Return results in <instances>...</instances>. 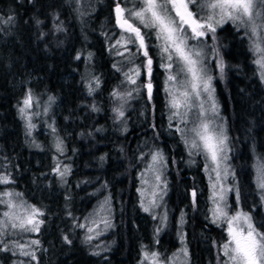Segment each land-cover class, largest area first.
I'll return each mask as SVG.
<instances>
[{
  "label": "trees",
  "instance_id": "trees-1",
  "mask_svg": "<svg viewBox=\"0 0 264 264\" xmlns=\"http://www.w3.org/2000/svg\"><path fill=\"white\" fill-rule=\"evenodd\" d=\"M117 3L121 0H95L94 9L87 10L74 0H0V177L9 180L0 183V193L11 192L21 204L43 213L39 231L0 233L2 264L21 259L29 264H140L151 248L165 256L173 244L178 248L182 216L189 264H223L219 246L227 232L211 219L203 163L188 164L181 135L172 127L155 42L147 49L151 97L147 89L137 94L124 87L123 99L115 101L128 69L111 48L119 32ZM214 35L215 40L212 33L204 39L215 53L213 71H219L214 83L227 120L238 201L264 232V205L255 183L257 158L264 159V80L242 29L227 22ZM147 59L139 51L135 63L141 72ZM29 92L33 128L20 112ZM55 139L69 157L65 178L59 174ZM155 149L168 161L163 230L157 214L144 211L139 191L140 174ZM101 204L111 227L100 224L99 232L88 233L87 222ZM88 235L93 239L87 240ZM167 239L169 253L162 246ZM21 242L30 244L32 249L25 251L35 258L17 250Z\"/></svg>",
  "mask_w": 264,
  "mask_h": 264
},
{
  "label": "snow or ice",
  "instance_id": "snow-or-ice-1",
  "mask_svg": "<svg viewBox=\"0 0 264 264\" xmlns=\"http://www.w3.org/2000/svg\"><path fill=\"white\" fill-rule=\"evenodd\" d=\"M190 5L196 6L197 12L191 11ZM202 10H207L208 14L197 18V13ZM126 12L127 16L125 15ZM115 13L117 25L129 34L127 43H136L138 41L137 51L143 50V55L148 57L146 67L149 75L151 74L152 59L148 56V45L145 43V36L141 32V28L131 22L133 17L143 27L155 30L156 38L162 40V51L167 53L169 61L172 60L173 54L177 57L179 62L177 66L178 74L183 73L188 78L181 81L183 91L171 94L170 107L176 109L174 116H182L179 111L181 107L185 108L186 111L183 115L186 116L187 112L194 106L192 98L198 99L201 91L208 93L210 108L205 109L203 102L197 105L200 110L197 116L198 122L195 127L189 130L194 133L195 138L191 140L190 144L188 139H185V143L189 144L190 150L195 149L203 153L205 158L215 165L212 170L216 173V179L219 181L221 178L220 161L227 158L223 155L227 150V136L224 135L222 129L217 130L214 120L207 118L208 111L213 114L217 112V104L212 96L214 91L211 87L212 77L207 74V66L202 59V52L196 50L194 46H189L187 41L189 38L200 40L209 33L213 34V39L215 40L214 34L217 27L231 21L237 28L245 29V36L251 41V50L257 54L254 63L258 66L260 79L264 80V35H262L264 33V0H203L200 4L197 3V0H141L139 10L125 9L117 3ZM185 26L190 31H187ZM117 43H120V41H117ZM218 66L220 71H223L224 64L222 59ZM166 67L171 69L173 65L168 63ZM129 79L131 78L129 77ZM168 80L176 81L177 76L169 75ZM145 87L149 97H151V82ZM89 90L91 91L90 85ZM114 95L119 94L114 93ZM32 104L33 97L31 92H29L23 100V107L20 108L21 114L26 115ZM116 111L119 116L122 117L124 115L119 109ZM27 118L30 121L31 117ZM182 122H184L183 119ZM29 127H32L31 123H29ZM177 131L183 133L185 129L177 126ZM57 149L63 151L59 143L57 144ZM163 159L161 152L151 155L153 164L162 162ZM156 179H160L159 175L156 176ZM256 180L257 187L261 190V199L264 200V162L257 164ZM0 183L6 184L9 183V180L7 177H0ZM216 187L217 185L214 184L213 188L215 189ZM15 195L22 194L17 193ZM192 195L195 197L196 193L193 192ZM0 196L12 197L13 193L4 192L0 193ZM238 196L239 194L237 193ZM212 199L215 205L212 210L215 218L213 222L223 220L226 223L228 234L226 242L219 246L221 254L225 257L223 264H264V232L256 227L250 213L237 210L229 215L227 203H221L224 201L222 195L217 198L214 193ZM0 203L8 204L11 208L16 207L10 199L0 200ZM152 203L154 204L155 201H152ZM20 206L23 207V204ZM149 210L147 207L144 208V211ZM25 212L26 214L23 217L17 216L12 212H4L3 216L10 219L11 227L14 229L18 228L25 232L39 231V225L43 221L38 220L37 216L43 215V213L35 206H30V210L25 209ZM91 223L97 228L100 224H103L105 228L111 227L109 221L103 217L99 221L92 220ZM8 226V223L0 221V233H3ZM79 227L84 228L86 225L80 224ZM93 231L94 228H87L88 233ZM86 239L90 241L93 237L88 235ZM31 243L38 244L39 241H32ZM18 247L24 256L35 258L34 253L24 251V245H18ZM4 250L8 249L5 248ZM144 255L145 259H148L150 255L153 264H160L158 253L149 254L145 252ZM141 264H143V261Z\"/></svg>",
  "mask_w": 264,
  "mask_h": 264
},
{
  "label": "rangeland",
  "instance_id": "rangeland-1",
  "mask_svg": "<svg viewBox=\"0 0 264 264\" xmlns=\"http://www.w3.org/2000/svg\"><path fill=\"white\" fill-rule=\"evenodd\" d=\"M77 2V0H74ZM203 0H197V3L200 4L202 3ZM80 5L83 8H86L87 10H92L94 9L93 5H95V0H79ZM121 7L125 8V9H134V10H139L141 7V0H121ZM191 11L193 12H197V7L196 6H191ZM208 14L207 10H202L200 12L197 13V18H199V16H206ZM125 15L127 16V12L125 13ZM131 22L133 24H135L137 27L141 28V32L142 34L145 36V43L146 45H148V43H152L155 42L156 47H157V52H158V60L162 63V67L165 70L164 75L161 77V83H162V89L167 97V104L169 106V112H170V118L171 121H175L172 124V127H174L175 129H177V126L181 129H185V132H179L178 134L181 135L180 137L182 138V142L186 147V153H187V157H188V164H192L195 163V165H198L200 162L203 163V171L205 173V178L208 182V188H209V199H210V216L212 221L215 219L213 216V209L215 207L214 203H213V194L215 193L217 198L219 196H223L224 197V201L221 202L223 203H227L228 205V213L229 215L233 214L235 211L237 210H241L243 212L246 213H250L247 210H244L241 205L240 202L238 201V197H237V193H239V181H238V177H237V170H236V166L234 164L233 161V157H232V150L230 148V144H229V136H228V127H227V120H226V116L224 115V113L222 112V105L219 102V98L217 95V85L214 83V80L216 78V75L219 74V71H213V65L211 62V58H213V56L215 55L214 50H212L209 46H207L205 44V42H207L204 37L201 38L200 40H193L191 38L188 39V45L189 46H194L196 50H199L202 52V59L204 61V63L207 66V74L210 75L212 77L211 79V87L214 90L212 93V96L215 99V102L217 104V112L215 114H213L211 111L207 112V118L214 120V124L217 127V130L219 131L220 129L223 130L224 135L227 136V150L226 152L223 154L224 156H226V159H222L220 161V166H219V170L221 173V178L219 181H217L216 179V173L212 170L215 165L212 164V162L209 159L205 158V155L203 153L198 152L195 149H191L189 147V144L191 142V140L194 137V133H192L191 131H189L191 128L196 126L197 121V116L200 113V110L198 108V104L203 102L204 104V108L205 109H209L210 108V103H209V98H208V93L201 91V95L200 97L197 99L195 97L192 98V102H193V107L191 108L190 111L187 112V115L184 116L183 114L185 113V108L181 107L179 109V111L181 112L182 116H174V112H176V109H173L170 107V100L172 98L171 94L173 92H178V91H183V87L181 86V81L186 80L188 77L185 76L183 73L178 74V59L177 57L173 54V58L171 61L168 60L167 58V53H163L162 51V40H159L156 38L155 35V30L154 29H149V28H145L143 27V25H141L136 19L135 17H133L131 19ZM231 22V21H228ZM259 23V21H257ZM227 23V22H226ZM224 23V24H226ZM232 23V22H231ZM223 25V24H222ZM220 25V26H222ZM218 26L217 29L220 27ZM119 28V32L117 33L118 35L116 36V38L113 39L111 48H113L114 51V55L116 58L117 62H121V63H125L128 66V71H126L125 69V73L126 78H124L125 83H120L117 87H116V92L119 95H115V101L121 100L123 99V95L126 93V91H124V87H126L128 90V93L131 92H136L137 94H140L141 91H143L144 89H147L145 87V85H147V83L149 82L147 80L148 77V69L146 68V62L147 60H143V69L142 72L139 69V65L138 63H135L137 60V56L139 54V52L137 51V48L139 46V42L137 41L136 43H127L128 40V33H126L122 28ZM187 31H190L187 29V26H185ZM245 32V29L240 28ZM262 35H264V33H262ZM123 37V39H122ZM117 41H120V43H117ZM251 44V41H250ZM151 45V44H150ZM141 52H143L142 50H140ZM214 53V54H213ZM254 53V52H253ZM255 59L257 58V54L254 53ZM168 63H171L173 65V67L171 69L167 68L166 65ZM130 65V67H129ZM258 68V66H257ZM137 70H138V74H137ZM169 75H176L177 76V80L176 81H169L168 80V76ZM129 77L131 79H129ZM133 81H135L133 83ZM140 81H142L143 84L140 85ZM151 81V80H150ZM144 87V88H143ZM154 87L152 86V92H153ZM148 92V91H147ZM138 97V96H137ZM51 100V99H49ZM48 100V101H49ZM52 103V101H49L48 104H45V112L47 111L50 112V104ZM47 106V107H46ZM117 107V106H116ZM119 109V108H117ZM25 116V120L27 122V124L29 125V123H32V121L27 118L30 116V112L29 109L27 110V114L24 115ZM182 119L184 122H182ZM33 128L34 124H31ZM54 126V121H50V128L53 129ZM54 138L56 137V133L53 132ZM185 139H188L189 144L185 143ZM56 143L60 144V147L63 149V151L58 150V152L61 155V160L62 163L59 166V174L62 178H65L70 170V163H69V157L66 155V150L65 148L62 146V142L59 139H55ZM57 148V147H56ZM156 152H161L163 155V161L153 164L152 160H151V155L153 153ZM259 162H264V159L262 158H257V162H256V166H255V183L257 185V164ZM167 168H168V161H167V156L164 155L163 151H161V149H155L152 151V153L149 156V159L146 161V167L144 169V171L140 174V187H139V191L143 200V206L144 208L147 207L149 208V212H153L155 213V217L157 214V218L159 219L160 222V229L163 230L164 227L166 226V222L168 220V212H167V199H166V193L168 191V176H167ZM61 173H63V175H61ZM159 175L160 179L157 180L156 176ZM146 181V183H145ZM217 185V187L214 189L213 185ZM258 190L260 191L259 193L261 194V190L258 188ZM235 197V198H234ZM12 200L13 203L16 205L15 208H11L8 204H4V203H0V221L6 222L8 223V228L4 231V232H10V233H17V234H21L25 231H22L18 228L14 229L11 227V221L8 217H4L3 213L4 212H12L17 216H21L23 217L26 212L25 209H29L30 210V206H25L23 205V207H21V200H18L16 198H12V197H7V196H0V200ZM152 201H155V203L153 204ZM263 205H264V200H262ZM171 208V207H170ZM105 206L104 205H100L97 210L95 212H93L92 215H94L93 217H95L96 220L103 218H107V214L105 213ZM169 210V208H168ZM170 214V213H169ZM250 215L252 216V214L250 213ZM93 217H91L87 222V225H91L92 228L95 229V232L93 233H97L99 232V227H95V225H93L91 223L92 220H95ZM253 218V216H252ZM37 219L39 220V217L37 216ZM253 222L255 223L254 219ZM178 223V229H179V242L180 244L178 245V248H175V245L173 244L172 246V252H170V254L168 255H162V253L156 249H149V251H145L148 252L149 254L155 252L159 254V261L160 264H189L190 262V252L189 249L186 245V241L184 240V236H185V216H182L181 218H179ZM215 223L218 224H222L225 226L226 229V223L223 220L220 221H216ZM102 225V224H101ZM256 225V224H255ZM103 226V225H102ZM103 228L106 230L105 226H103ZM227 232V230H226ZM228 239V234H227V238ZM225 240V242H226ZM169 242L170 239H167L166 241H164L162 243V246L165 247V249H163V251H165L166 253H169V248L167 246H169ZM224 243V242H223ZM18 245H24V251L30 246V244L26 243V242H21ZM170 247V246H169ZM30 249L31 246H30ZM17 250L21 252V249L17 246ZM145 252L143 253V259L141 260V262L143 261V264H153V260L151 258V256L149 255L148 259H145ZM0 264H2L1 260H0ZM18 264H29L28 262H24L21 260H19ZM141 264V263H140Z\"/></svg>",
  "mask_w": 264,
  "mask_h": 264
},
{
  "label": "flooded vegetation",
  "instance_id": "flooded-vegetation-1",
  "mask_svg": "<svg viewBox=\"0 0 264 264\" xmlns=\"http://www.w3.org/2000/svg\"><path fill=\"white\" fill-rule=\"evenodd\" d=\"M190 10H191V5H190ZM147 74H148V72H147ZM151 75H152V71H151L150 75L148 74V76H151ZM150 82L152 83V86H153V81H150ZM153 92H154V89H153ZM153 92L151 94H153Z\"/></svg>",
  "mask_w": 264,
  "mask_h": 264
},
{
  "label": "water",
  "instance_id": "water-1",
  "mask_svg": "<svg viewBox=\"0 0 264 264\" xmlns=\"http://www.w3.org/2000/svg\"><path fill=\"white\" fill-rule=\"evenodd\" d=\"M120 6H121V5H120ZM148 83H149V82H148ZM148 83H147V84H148ZM151 84H152V83H151Z\"/></svg>",
  "mask_w": 264,
  "mask_h": 264
}]
</instances>
